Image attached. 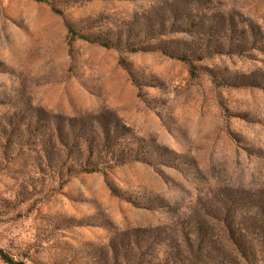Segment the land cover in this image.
I'll list each match as a JSON object with an SVG mask.
<instances>
[{
  "label": "rangeland",
  "instance_id": "1",
  "mask_svg": "<svg viewBox=\"0 0 264 264\" xmlns=\"http://www.w3.org/2000/svg\"><path fill=\"white\" fill-rule=\"evenodd\" d=\"M0 248L264 264V0H0Z\"/></svg>",
  "mask_w": 264,
  "mask_h": 264
},
{
  "label": "trees",
  "instance_id": "2",
  "mask_svg": "<svg viewBox=\"0 0 264 264\" xmlns=\"http://www.w3.org/2000/svg\"><path fill=\"white\" fill-rule=\"evenodd\" d=\"M70 32L74 35H78V33L74 29H70ZM79 36L81 38L86 39V40H93V39H91V37L86 36V35H79ZM100 44H102L104 46H108V43H105L104 41L103 42L101 41ZM146 50H151V49L147 48ZM134 51H136V50H134ZM161 51L170 57L178 58L182 61L189 62V63H191V65L194 64L195 59L202 60L205 57L209 56L208 54H210V51H207V49H201V48H198V49L189 48V49L185 50L186 53L179 52L181 50H178V52H173V51H168L166 49H161ZM194 56H198V57H194ZM193 66H195V65H193ZM0 258L4 262H6L7 264H26L24 262L16 261L3 248H0Z\"/></svg>",
  "mask_w": 264,
  "mask_h": 264
}]
</instances>
